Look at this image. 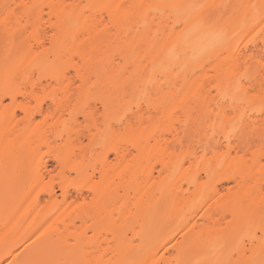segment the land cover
Listing matches in <instances>:
<instances>
[{
	"label": "bare ground",
	"instance_id": "6f19581e",
	"mask_svg": "<svg viewBox=\"0 0 264 264\" xmlns=\"http://www.w3.org/2000/svg\"><path fill=\"white\" fill-rule=\"evenodd\" d=\"M82 1L0 0V12H3L2 5L5 3L13 6L30 3L59 6L51 10L45 9L41 22V40L47 42L41 47L39 41H34L36 47L28 57L32 60L37 53H40L39 63L52 65V70L57 65H64L57 101L63 97L65 103L69 105L76 103L77 95L80 93V89L77 88L78 84L82 85L85 94L88 93L89 88H92V94L95 91L97 92L95 95L116 96L120 87L134 74L145 68L144 60L151 65V69L155 65L157 72L169 79L171 83L165 86V90L161 89L158 96L153 97L152 107L145 104L125 123L120 138L123 147L119 150V155L112 152L118 162L110 165L108 156L106 160L102 159L99 153L94 155L90 148L83 145V138L90 139L91 135L86 129L74 132L71 137L65 135L59 145L52 143V139L54 141H57L56 138L59 139L62 127L60 121L64 119L67 109H64V115H62L61 112L56 111V105L50 98L47 107L44 108V100H42L37 110L32 112L31 122L23 118L25 110L31 111V108L35 106V96H40L41 90H46L44 87L47 85L50 88L48 86L46 88H53L52 84H55V81L52 80L50 74L44 75L37 82V91L33 95L27 94L32 90L31 83L27 85L24 94L18 93L15 104L20 107H14L12 111L6 110V105L11 101L8 97H3V82L0 79V264L10 257L13 259L22 248L31 250L33 241L41 233L51 239L53 233L56 235L74 234L91 225H95L94 231L96 232L99 227L103 230L107 229L102 225L106 223L113 225L117 219H119L117 223L122 221L119 226L124 223L125 226L130 224L128 228L133 227L131 230L135 229V233H139L138 245H125L123 241H119L114 245L116 248H110V251L115 248L114 251L119 252L121 262L128 259L125 256L130 252V255H133L132 260L147 259L148 264H153L155 260L161 258L171 260L174 253H167L166 246L161 248L160 245L185 220L191 218L194 224L202 226L205 235L211 232L213 234L211 239L215 240L218 234L225 232V230L215 229L221 221L235 219L238 222L244 208L249 205L253 209L257 208L261 197L264 196V192L252 193L251 185L245 183L252 164V150H248L246 156L242 151L238 157L237 153L233 152L227 160L221 157L216 159L212 164L214 169L220 172L235 173L239 179L215 181V195L206 203L202 200V196L207 195L203 187V178L193 180L192 177L198 176L194 170L186 173L185 168L180 169L176 182L172 184L167 183L168 172L159 177V180H156L153 175V160L155 159L159 161L162 169L167 168L171 171L175 166L178 151L169 146L174 142L169 128L176 122L172 113L182 101L200 93L199 78L191 79L188 73L184 74L182 86L179 87V79L174 73V68H178L177 64L182 61V58H179L180 46L182 45L185 55L198 49L200 51L207 41L212 43L211 40L217 39L220 28L213 27L216 31L208 28L209 30L206 29L207 32L205 31L204 35L198 36L202 30L199 22L202 23L204 18H192L186 21L184 31L187 35L174 33L164 36L163 33L162 37L149 36L143 39L142 44L137 47L131 37L127 40L122 38L125 25L121 23V18L127 9L122 8L117 11L115 6L146 4L144 0H85V4ZM255 1L259 3V0ZM186 2L188 1L181 0L180 4H186ZM247 3L250 4L249 0H242V4ZM105 4L113 5L111 10L113 16L110 21L114 31L111 32L101 26V19L98 18L102 17L103 13L109 15L108 11L84 7L85 5ZM86 11L89 13L85 14ZM244 11L248 10L244 9ZM49 12L53 14L51 20ZM56 17H59L58 21ZM13 19L15 20V17ZM243 19L244 17H239L232 25L243 23ZM53 25L57 26L53 28ZM233 30L235 28L230 32ZM152 31L155 33V29ZM142 37L143 32L136 37V42L140 43ZM168 37L173 38L168 40ZM113 39L117 40L114 47L120 50L115 61L109 59L108 51H106L109 41ZM223 60L224 58H220L219 64ZM2 68L3 48L0 47V72ZM163 69L167 70L162 71ZM85 79L86 83L82 84ZM173 96H175L174 99ZM46 117L47 122L41 123ZM252 119L259 120L260 117ZM48 142L51 145L50 143L48 145ZM44 144L51 149L52 159L56 163L57 151L66 156H72L71 165L79 166L85 178L92 174L86 170L97 162L100 163L101 167L96 168L98 170L95 169V173L98 171L99 174L98 181L94 182L96 183V203L87 213L78 210L72 202L79 203L85 199L92 201L93 197L89 195L92 184L80 188L68 187L64 190V194H61V185L55 182L48 185V190H44L46 189L45 177L50 173L46 161L40 159V149ZM206 165L207 163L204 164ZM258 169L259 163L253 171ZM101 174L103 179H101ZM10 175H13L14 180L12 183H7ZM252 183H256V180L253 179ZM54 184H57L59 193L55 190ZM209 206H211V211L201 217L200 212ZM122 207L123 211H121ZM113 211L118 218L110 215ZM194 211L196 212L195 217L192 216ZM134 226L142 230H136ZM229 226L232 227L230 223ZM46 243L48 240H43L38 247ZM175 243L176 241H173V244ZM157 248H160L161 255L151 256ZM87 251L90 255L85 258L92 261V264H96L98 260L100 264H109V259H105L102 255L106 252L105 250L102 251L103 253L99 251L100 253L97 254L99 257L96 258V241ZM193 258H197L196 254L195 256L193 254Z\"/></svg>",
	"mask_w": 264,
	"mask_h": 264
},
{
	"label": "snow or ice",
	"instance_id": "6c2138e0",
	"mask_svg": "<svg viewBox=\"0 0 264 264\" xmlns=\"http://www.w3.org/2000/svg\"><path fill=\"white\" fill-rule=\"evenodd\" d=\"M2 7L3 12H0V47L3 48V68L0 72V79L3 82L2 95L11 101L6 105V110L12 111L14 107H20L15 104L18 99L17 94H24L27 85L31 83L32 90L27 94L33 95L37 91V82L44 75L50 74L52 80L55 81L53 88L50 91L41 90V95L35 96V106L31 108V111L26 109L23 118L31 122L32 112L37 110L42 100L50 98L56 105V111L61 112L62 115H64V109H67L64 119L60 121L62 127L59 139L52 143L57 144L64 139L65 135L71 137L74 132L86 129L91 135L89 143L85 147L90 148L94 155L99 153L105 160L108 152H115L119 155V150L123 147L120 138L125 123L145 104L152 107L153 97L158 96L160 90L171 81L157 72L153 65L151 71L145 67L134 74L117 90L116 96L111 94L108 96L93 95L92 88H89L88 93L85 94L82 85L78 84L77 88L80 89V93L77 95L76 103L69 105L65 103L63 97L57 101V96L60 95L58 88L62 83L64 65H57L52 70V65L39 63L40 53H37L32 60H29L28 57L36 47L34 41H39L41 47L47 42L41 40V22L45 9L51 10L59 6L42 3L13 6L5 3ZM84 7L108 11L109 20L112 19L113 5L111 4L85 5ZM223 7L232 9L231 14L226 13L229 15L230 21L239 10L246 9L248 11L245 12L244 22L235 28L231 35L228 34V28L220 29L217 34L219 37L218 50L214 55L209 56L201 66V68L205 67L208 63H214L220 57H225L219 65L220 72L216 77L217 82L207 81L206 84H212L211 88L201 89L199 94L182 101L172 113L176 117V122L169 128L174 140L169 146L178 150V156L171 171L167 168L161 171V175L165 172L169 173L167 183L172 184L176 182V177L185 164H189V161H196L199 175L192 179L203 178V187L207 193L206 196H202L205 203L215 195V181L239 179L235 173L220 172L212 167L211 158L220 156L227 160L233 152H236L238 157L242 151L246 156L248 150H252V164L245 183L251 185L252 193L264 192V162H260L264 161V47L258 53H249L247 49L239 48V44L243 43L249 33L257 29V26H260L259 34L264 36V0H259V3L224 5ZM115 8L117 11L122 8L127 9L121 18V23L125 25L122 38L127 40L131 37L133 43L139 47L143 39L149 36L160 37L163 32H168L169 29L165 25L170 24L173 32L180 29V34L183 35L182 26L186 23V18L191 12L200 11L209 8V6L193 0L186 4L170 2L127 6L118 4ZM205 15L210 21L207 27H215L216 21L212 19L214 13L208 10ZM49 19H53L51 12H49ZM56 19L58 21L59 17ZM56 26L53 25V28ZM201 26L205 25L201 24ZM153 29H155V33L152 31ZM107 30L111 32L112 28L108 27ZM141 32H143V37L140 43H137L136 37ZM238 37L239 39H237ZM233 42H235V46ZM116 44L117 40H110L108 49H106L109 59L113 61L118 58L120 51L114 47ZM83 83H86V79L82 81ZM258 88L259 100L257 101L255 94ZM174 98L175 96H173ZM92 100L103 105V112L100 116L96 115L98 109L92 108L90 103ZM257 112L260 114V119L253 120L252 116ZM80 116H83V121L78 119ZM47 119L46 117L41 123H46ZM256 145L258 147H255ZM72 158L70 155L66 156L57 151V168L45 177L46 189L44 190H48V185L55 182L60 183L61 194H64V190L68 187L80 188L92 184L93 186L89 189V195L93 197L92 201L85 199L79 203L72 202L78 210L87 213L96 203L95 169L101 165L97 162L87 169L86 171L92 174L85 178L82 176L79 166L71 165ZM205 159H208V164L200 167V162ZM257 163H259V169L253 171ZM190 170L191 165L189 164L185 172ZM101 179H103L102 174ZM253 179L256 180V183H252ZM201 207H203L202 204ZM121 211H123V207ZM210 211L211 206L200 212V216L203 217ZM110 215L115 216V211ZM195 215L194 211L192 216L195 217ZM230 225H232L230 229L225 230L223 234H218V238L213 240L211 239L213 234L209 232L205 235L200 224H194L191 218L185 220L160 245L161 248L166 246L167 253H174L173 258L171 260L161 258L155 260L153 264H264V196L261 197L257 208L253 209L251 205L247 206L238 222L234 219L230 221ZM94 228L95 225H91L83 231L68 235L53 233L51 239L41 233L33 241L31 250L22 248L9 261V264H92V261L85 257L90 255L87 250L94 244L96 236ZM90 231L92 235H89ZM43 240H48V243L38 247ZM173 241L176 243L173 244ZM133 242L134 240L129 241V243ZM193 250L197 255L195 259L192 255ZM160 255V248L151 253V256ZM96 264H100V261H96ZM116 264H148V260L117 261Z\"/></svg>",
	"mask_w": 264,
	"mask_h": 264
},
{
	"label": "rangeland",
	"instance_id": "374dc122",
	"mask_svg": "<svg viewBox=\"0 0 264 264\" xmlns=\"http://www.w3.org/2000/svg\"><path fill=\"white\" fill-rule=\"evenodd\" d=\"M144 1L146 4H149V3H168V2L180 4L181 0H144ZM187 1L188 2H186V3L193 2V0H187ZM83 2L85 4V0H83L82 3ZM195 2H199V3H202L206 6H209V8H206V9H203L200 11H192L191 14L186 18L187 22L189 19H192V18H194V19L195 18H197V19H203L204 18L202 23H201V21L199 22L200 26H201V24H203L205 26H203V27L201 26L202 30H201V32H199L198 36H202V34L204 35L205 31L207 32V30L211 29V28L207 27V25L209 24L210 21H209L207 15H205V13L208 10H211L214 13V17L212 18L213 20L216 21L214 28H216V27H218V29L219 28L221 29L222 27L228 28V34L229 35H231V32H230L231 29L236 28L240 24H242V23H239L237 25H232V23L235 20H237L239 17H244V15H245L244 9L239 10V12L232 18L233 20L230 21L228 14L232 13V9L231 8L225 9L223 7L224 5L242 4V0H195ZM246 2H248V1H246ZM255 2H256L255 0H249L250 4H253ZM88 13H89V11L85 12V14H88ZM226 13H228V14H226ZM98 18L101 19V22H100L101 26L106 27V28L111 27L112 31H114L113 26H111L112 24H111V21L109 20L108 14L103 13L102 17H98ZM187 22L182 26L183 30H185V26H186ZM165 26L169 29V31L163 32L164 36H165V34L169 35V34H174V33H181L180 29H177L175 32H173L171 30L170 24L165 25ZM162 27H164V26H162ZM259 27L260 26H257V29L254 32L249 33L248 37L244 39V42L239 44V48L241 50L247 49V51L249 53H253V52L258 53L260 51V49L262 47H264V36H261L259 34ZM214 28L211 30H214ZM214 31H216V30H214ZM183 35H187V33L184 31ZM162 36L163 35H161L160 37H162ZM173 37H175V36H173ZM173 37H168V40H170ZM237 39H239V37ZM211 41H213V42L209 43V41H207V43L204 44V46L201 48L200 51H198L199 50L198 49V50H195L194 52L187 54V55H185L183 53L182 45L180 46L179 58H182L181 59L182 61L177 64L178 68H174V73L177 74V77L179 79V87L182 86V84H181L182 79L184 77V74H187V73H188V77H190L191 79L199 78V81L201 84V88H200L199 92H201V89L206 90V88L212 87V84H206L207 81L212 80L214 82H217L216 77L219 75V72H220V67H219L220 59H218L214 63H208L205 67L201 68V66L206 62L208 57L211 55H214L215 51L218 50L217 45L219 44V37H217V39L215 38V40H211ZM163 42H164V40L162 41V43ZM233 45L235 46V42H233ZM162 54H160V55L163 56ZM220 58H225V57H220ZM143 62H144V66L147 67L149 69V71H151L152 70L151 65L145 60ZM100 76H101V74H100ZM43 82H45V81L43 80ZM52 85L54 86V84H52ZM52 85L50 84L51 88H52ZM47 86H45L44 88L46 90H51V89H48V88H50L49 86H48V88H46ZM163 89L165 90L166 88L164 87ZM181 89L182 88H180V90ZM96 93L94 91L93 95H95ZM255 95H256V99L258 101L259 100V88L257 89V93ZM192 97H194V96H190V98H192ZM48 102H49L48 99H44V102H43L44 108L47 107V104H49ZM90 103H91V106L93 109H98L96 112V115L100 116V114L103 112L102 105L98 104L97 101H95V100L90 101ZM51 112H52V110H51ZM259 117H260L259 112L253 114V116H252V118H259ZM37 118H39V117H37ZM174 118L176 120L175 116H174ZM78 119L80 121H83V116L78 117ZM52 138H54V137H52ZM49 140H50V138H49ZM56 140H58V138H56ZM51 141H54V139H52ZM50 142H48V145ZM82 143L84 146L88 145L89 139L87 137H84L82 140ZM57 144L59 145L60 141ZM50 145H51V143H50ZM53 146H55V145H53ZM107 156H108V161H109L110 165H115L118 162V160H116V156H114V154L112 152L111 153L109 152L107 154ZM218 158H220V156H217V157L211 158V159L214 163L216 161V159H218ZM40 159H42L43 161H46V163L48 165L47 167L50 170L49 172H51L53 169L57 168V163L54 159H52V156H51V149L48 148L47 146H45V144L40 149ZM206 163L208 164V159H205L203 162H200V167H203L204 164H206ZM189 164L191 165V170H194L196 172V174L199 175L197 162L196 161H189ZM189 164H185L184 168L188 169ZM153 167H154L153 175H154L156 180H159V177H162L165 175V173L163 175H161L162 168H161V165L157 159L153 160ZM96 170H98V169H96ZM95 175H96V181H98V179H99L98 171H96ZM13 180H14L13 175H10L9 179L6 182L12 183ZM54 185H55L54 186L55 190L57 191V193H59V188H58L57 184H54ZM115 218H118V217L115 216ZM117 220L119 221V219H117ZM117 220H116V222H114L113 225H108L107 223L102 225V227H107V229H104L103 231H101L102 229H100V227H99V229H96V236H95V240H94V241H96V258L99 257V255H97L100 253L99 251L102 252L103 250H105L106 254L104 253L105 255H103V256L105 257V259H109L108 263L111 262V264H116L117 261H121V257L119 256L120 254H118L119 252L117 253V252H115L116 250L114 251V249L116 248V246H114V245H116L119 241H123L125 243V245L126 244H132V245L137 244L138 245V242H139L138 241L139 239L137 238V236L139 237V233L138 232H137L138 234L135 233V231H134L135 229L131 230L133 227L131 229L128 228L130 224H127V226H125V223L123 222L124 224L122 226H119V225H121L119 223H122V221L120 220V222L117 223L118 222ZM132 222L135 223L133 220H132ZM133 223H131V225H135ZM229 223H230V220L221 221L220 225H217L215 227V229L217 231L218 230L224 231L230 227ZM137 226L140 227V225H137ZM137 226H134V228H137L136 230H139L140 228L138 229ZM109 227H111V228H109ZM114 228H116V230H117V231L115 230L116 232L114 231ZM140 230H142V228ZM89 235H92L91 231L89 232ZM133 240H134L133 243H129V241H133ZM111 247H115L113 249L114 253H112L113 251H110ZM193 251H194L193 254L195 256V254H196L195 250H193ZM130 254H131V252H130ZM130 254H128L125 257L128 258L129 260H132L133 255H130ZM128 259H126V261ZM10 260H12V257L3 261L1 264H9ZM122 262H123V260H122Z\"/></svg>",
	"mask_w": 264,
	"mask_h": 264
}]
</instances>
